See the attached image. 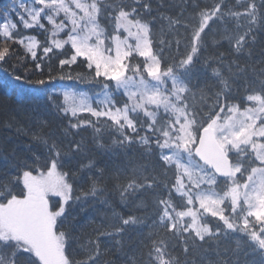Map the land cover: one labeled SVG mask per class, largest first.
Wrapping results in <instances>:
<instances>
[{"label":"trees","instance_id":"1","mask_svg":"<svg viewBox=\"0 0 264 264\" xmlns=\"http://www.w3.org/2000/svg\"><path fill=\"white\" fill-rule=\"evenodd\" d=\"M31 1L0 0V204H27V183L56 163L71 188L56 220L69 264H155L150 251L157 236H148L159 214L154 201L165 195L173 172L165 175L157 133L148 130L151 117L131 110L126 122L73 112L67 91L84 92L92 105L104 90L120 105L123 93L77 53L71 26L60 34L43 15L38 24L24 22L23 5ZM217 3H223L222 19L211 22L196 43L194 63L181 74L188 90L173 102L197 120H207L210 112L224 118L233 105L240 111L254 107L247 95L264 94V0H96L94 19L108 39L121 36L120 21L146 26L152 52L167 65L186 57L201 24L198 14ZM200 214L201 226L211 229L210 235L200 232L203 240L192 229L164 233L167 252L176 257L172 264H264V250L247 235ZM130 216L136 221L125 225ZM0 264L45 263L0 233Z\"/></svg>","mask_w":264,"mask_h":264},{"label":"snow or ice","instance_id":"2","mask_svg":"<svg viewBox=\"0 0 264 264\" xmlns=\"http://www.w3.org/2000/svg\"><path fill=\"white\" fill-rule=\"evenodd\" d=\"M222 9L223 3H217L214 8L198 14L202 17L201 24L192 37L194 46L186 57L179 56L165 65L158 58L159 53L151 55L150 50L140 51V56L148 61L139 81L125 75L127 67L120 59L114 62L117 67L111 74L104 73L115 79L118 87L138 84L140 108L145 104L155 106V113H147L151 117L148 130L157 133L154 142L160 149L159 159L164 164L165 175L168 169L173 172L171 183H164L165 195L154 201L159 214L150 226H155V230L149 231L148 236H157L151 240L150 251L155 264H172L176 259L167 252L165 232L179 235L181 229L185 233L192 229L201 240L204 239L201 231L211 234L208 225L201 226V211L205 217L211 215L218 219L227 230L247 235L250 242L264 250V94L247 95L246 100L255 102V106L241 112L239 105H233L227 109L231 114L224 117L223 122L221 116L211 112L207 120H197L195 115L186 112V106L178 107L173 102V98L181 101V94L188 90L181 74L194 63L198 52L195 45L210 23L222 19ZM141 27L147 35V27ZM143 44L141 42L138 49ZM136 71H140L139 66ZM161 114L164 118L160 126L153 128ZM146 186L152 188L154 184L148 182ZM135 221L136 218L130 216L123 223Z\"/></svg>","mask_w":264,"mask_h":264},{"label":"rangeland","instance_id":"3","mask_svg":"<svg viewBox=\"0 0 264 264\" xmlns=\"http://www.w3.org/2000/svg\"><path fill=\"white\" fill-rule=\"evenodd\" d=\"M95 4L96 0H43L42 3L39 0H32L28 5H23L26 16L21 15V18H24L22 20L28 25H33L40 23L43 15L54 25L58 33L63 27L71 26L74 33L69 35V40L79 55L90 59L103 74L105 71L111 74L117 67L114 62L120 59L127 67L125 75L139 81L141 75H144L143 69L148 61V58L140 56L139 52L150 50L151 55H155L150 48L148 32L145 35L141 24L126 20L123 23L120 21L122 32L120 37L106 38L94 19ZM9 27H12V23ZM9 29L7 28V31ZM141 42L144 44L138 49ZM133 53L140 61L131 58ZM137 66L140 68L139 72L136 71ZM145 78L154 84L150 78ZM112 80L115 89L123 93L120 105H116L112 95L105 90L96 95L95 105L87 100L84 92L70 90L66 92L69 108L73 112L90 110L126 122H130L131 110L156 112L153 105L145 104L144 108L139 107L142 101L138 84L130 83L127 88L118 87L117 81ZM163 118L161 114L157 128ZM27 186L28 203L21 208L0 204L1 235L18 239L26 247L34 250L45 264H69L65 252V238L62 233L56 231V220L70 198V184L57 164L53 163L48 169L32 177ZM52 202H56L57 207L52 206Z\"/></svg>","mask_w":264,"mask_h":264}]
</instances>
